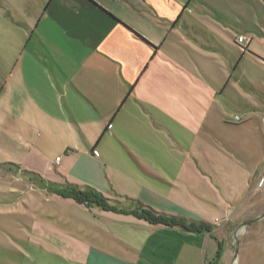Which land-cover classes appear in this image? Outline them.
Returning <instances> with one entry per match:
<instances>
[{"label": "crops", "instance_id": "0c3cea01", "mask_svg": "<svg viewBox=\"0 0 264 264\" xmlns=\"http://www.w3.org/2000/svg\"><path fill=\"white\" fill-rule=\"evenodd\" d=\"M259 9V0H0L20 41L0 63V167L212 227L189 233L74 203L87 241L72 264L213 259V233L226 225L213 221L264 163V111L242 66L255 41L235 40Z\"/></svg>", "mask_w": 264, "mask_h": 264}, {"label": "rangeland", "instance_id": "374dc122", "mask_svg": "<svg viewBox=\"0 0 264 264\" xmlns=\"http://www.w3.org/2000/svg\"><path fill=\"white\" fill-rule=\"evenodd\" d=\"M259 1L264 5V0ZM2 18L0 11V63L2 54L17 51L20 42L13 29L18 24L17 15L10 20ZM256 18L260 23L251 18L247 31L236 33L235 40L243 34L255 41L242 66L257 81L250 92L258 96L259 109L264 111V66L256 58L264 52V12L259 9ZM231 42L234 40H229V45ZM229 51L237 49L229 47ZM49 185L36 175L0 167V264H72L69 258L81 254L80 246L87 241L81 224L86 212L76 209L73 201L50 192ZM237 190L225 206L226 217L232 221H213L214 226L226 224L213 233V263L218 251L220 259L214 264H264V163L243 191L242 187ZM67 240L79 247L71 246Z\"/></svg>", "mask_w": 264, "mask_h": 264}, {"label": "trees", "instance_id": "16d2710c", "mask_svg": "<svg viewBox=\"0 0 264 264\" xmlns=\"http://www.w3.org/2000/svg\"><path fill=\"white\" fill-rule=\"evenodd\" d=\"M48 190L57 197L71 200L88 210L99 209L103 212L128 215L150 225L178 227L189 233L212 232L211 225L206 222L195 220L188 221L181 217L162 214L133 199L125 198L123 201L111 200L98 190L89 186H79L65 182L60 185L50 184ZM122 202H125L128 206H122ZM215 257L214 263L218 262L220 259L218 251ZM214 263L213 259L209 262V264Z\"/></svg>", "mask_w": 264, "mask_h": 264}, {"label": "built area", "instance_id": "2783aa9c", "mask_svg": "<svg viewBox=\"0 0 264 264\" xmlns=\"http://www.w3.org/2000/svg\"><path fill=\"white\" fill-rule=\"evenodd\" d=\"M238 43H243L244 41H245V39L243 38V37H239L238 38ZM235 120L236 121H239V119L236 117L235 118ZM59 161H60V157H57L56 159H55V164L57 165L58 163H59ZM227 215H228V213H227ZM223 220H228V218L226 217V218H224V219H222V220H220V219H215L214 220V224H219L221 221H223Z\"/></svg>", "mask_w": 264, "mask_h": 264}, {"label": "water", "instance_id": "95a60500", "mask_svg": "<svg viewBox=\"0 0 264 264\" xmlns=\"http://www.w3.org/2000/svg\"><path fill=\"white\" fill-rule=\"evenodd\" d=\"M243 225H245V223H244ZM234 260H235V259H234Z\"/></svg>", "mask_w": 264, "mask_h": 264}]
</instances>
